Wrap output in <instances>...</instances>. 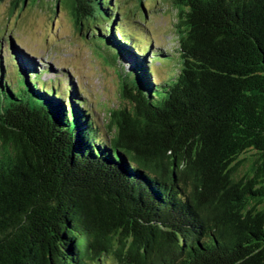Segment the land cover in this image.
<instances>
[{"label":"trees","instance_id":"obj_1","mask_svg":"<svg viewBox=\"0 0 264 264\" xmlns=\"http://www.w3.org/2000/svg\"><path fill=\"white\" fill-rule=\"evenodd\" d=\"M121 1L54 0L110 67L104 127L0 57V264H264V0H169L179 63L158 83Z\"/></svg>","mask_w":264,"mask_h":264},{"label":"rangeland","instance_id":"obj_2","mask_svg":"<svg viewBox=\"0 0 264 264\" xmlns=\"http://www.w3.org/2000/svg\"><path fill=\"white\" fill-rule=\"evenodd\" d=\"M14 2L16 6L12 11V0L0 4L3 66L9 68L6 59L14 56L40 69L39 85L43 83L48 87L50 83L60 81L59 90L65 92L68 83L71 84L76 91L83 93L81 99L94 114L97 124L106 126L108 110L119 106L120 100L108 71H105L110 67L93 39L90 26L84 24L79 32L68 9L55 7L54 0H39L33 4L28 1L25 6L19 0ZM143 4L147 15L135 11L133 1H121L120 28L130 36L147 39L150 52H157L161 57V60L151 59L154 81L170 80L177 73L179 63L175 10L169 0H144ZM25 52L31 57H26ZM90 259L88 264H117L111 258L99 262Z\"/></svg>","mask_w":264,"mask_h":264}]
</instances>
